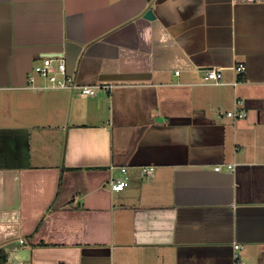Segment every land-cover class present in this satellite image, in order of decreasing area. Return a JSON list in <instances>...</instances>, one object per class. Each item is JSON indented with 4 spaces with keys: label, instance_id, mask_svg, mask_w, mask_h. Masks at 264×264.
<instances>
[{
    "label": "crops",
    "instance_id": "obj_1",
    "mask_svg": "<svg viewBox=\"0 0 264 264\" xmlns=\"http://www.w3.org/2000/svg\"><path fill=\"white\" fill-rule=\"evenodd\" d=\"M54 55L78 84L113 88L29 87ZM236 251L264 264V0H0L5 264H236Z\"/></svg>",
    "mask_w": 264,
    "mask_h": 264
},
{
    "label": "built area",
    "instance_id": "obj_2",
    "mask_svg": "<svg viewBox=\"0 0 264 264\" xmlns=\"http://www.w3.org/2000/svg\"><path fill=\"white\" fill-rule=\"evenodd\" d=\"M236 70L240 73L245 71V65L239 64L236 66ZM43 77L47 80V84L44 86H39L36 84V78ZM223 78L222 72L218 69H209L207 70L206 80L208 82L219 84ZM236 81L234 84H238ZM29 87L34 89H63L69 91H78L80 95L88 97L95 96L99 91L109 92L113 85L111 84H95V85H80L77 83L74 75L69 74L67 69L66 60L63 56H42L41 61L37 63L33 68V73L29 76ZM227 116L232 118H243L246 116V113L241 110H230L227 113ZM229 168H232V165H229ZM220 167L217 166L216 170H219ZM152 171V168H144L143 174ZM122 172L126 173V168H122ZM111 188L115 191H121L129 185V180L127 176L120 178H114L110 182ZM242 245L236 244L235 249L238 250ZM234 258L236 259V264H244L240 260V255L236 251L234 253Z\"/></svg>",
    "mask_w": 264,
    "mask_h": 264
},
{
    "label": "water",
    "instance_id": "obj_3",
    "mask_svg": "<svg viewBox=\"0 0 264 264\" xmlns=\"http://www.w3.org/2000/svg\"><path fill=\"white\" fill-rule=\"evenodd\" d=\"M144 17L147 18V19H154V18H155V14H154V12H153V8H152V7H149V8L146 10V12H145V14H144ZM71 68H72V66H71ZM72 71H74V70L72 69ZM72 71L69 72V74H73Z\"/></svg>",
    "mask_w": 264,
    "mask_h": 264
},
{
    "label": "trees",
    "instance_id": "obj_4",
    "mask_svg": "<svg viewBox=\"0 0 264 264\" xmlns=\"http://www.w3.org/2000/svg\"><path fill=\"white\" fill-rule=\"evenodd\" d=\"M7 260L6 255L3 252H0V264H5Z\"/></svg>",
    "mask_w": 264,
    "mask_h": 264
},
{
    "label": "rangeland",
    "instance_id": "obj_5",
    "mask_svg": "<svg viewBox=\"0 0 264 264\" xmlns=\"http://www.w3.org/2000/svg\"><path fill=\"white\" fill-rule=\"evenodd\" d=\"M40 79L41 80H43V81H45L46 79L45 78H43V77H40ZM54 91H56V90H58V91H63V89H53ZM58 91H56V92H58ZM65 91H67V90H65Z\"/></svg>",
    "mask_w": 264,
    "mask_h": 264
}]
</instances>
